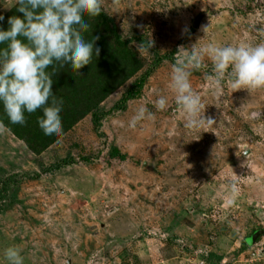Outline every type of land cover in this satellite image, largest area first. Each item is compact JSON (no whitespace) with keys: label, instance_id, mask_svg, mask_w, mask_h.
<instances>
[{"label":"rangeland","instance_id":"1","mask_svg":"<svg viewBox=\"0 0 264 264\" xmlns=\"http://www.w3.org/2000/svg\"><path fill=\"white\" fill-rule=\"evenodd\" d=\"M13 6L14 0H0V15ZM103 8L123 35L135 29L151 36L160 55L176 50L174 63L179 47L202 38L199 45L264 42V0H103ZM139 54L149 62L151 54ZM174 63L161 64L141 97L105 119L99 133L87 116L39 157L0 125V264H8L10 246L21 250L25 264H209V253L222 258L219 264H264L263 233L241 251L251 232L264 231V116L250 118L264 113V90L234 91L226 78L222 98L215 97L206 59L191 80L205 118L216 124L190 130L170 90ZM157 91L169 97L164 110L155 107ZM140 105L154 119L131 128ZM111 144L126 161L107 165ZM67 156L76 163L34 178ZM234 180L239 195L229 205L225 195Z\"/></svg>","mask_w":264,"mask_h":264},{"label":"clouds","instance_id":"2","mask_svg":"<svg viewBox=\"0 0 264 264\" xmlns=\"http://www.w3.org/2000/svg\"><path fill=\"white\" fill-rule=\"evenodd\" d=\"M14 5L19 6L17 10L24 18L12 16L8 19V30L0 27V45H4L0 47V104L12 124L23 125L26 113L41 110L40 129L59 139L64 135L63 101L53 95V74L48 69L63 61L79 70L92 62L94 54L99 56L100 48L94 49V41L84 37L90 29L85 17L99 16L104 11L103 0H14ZM3 20L4 16L0 15V21ZM207 29L203 31L206 33ZM198 42L191 48L179 47L178 59L170 70V90L185 115V127L190 130L216 124L212 116L205 118L206 105L191 80L194 71L206 67V59L213 64V73L206 78L215 97L222 98L226 78L234 91L264 90V42L223 46ZM154 44L150 36L136 45V50L151 54ZM154 104L157 110L166 109L168 95L157 91ZM261 116L264 113H250L253 119ZM153 119L154 113L140 105L128 126L135 128L140 122ZM238 195L239 181H230L226 203L234 204ZM4 256L8 264H25L17 247L5 249Z\"/></svg>","mask_w":264,"mask_h":264},{"label":"trees","instance_id":"3","mask_svg":"<svg viewBox=\"0 0 264 264\" xmlns=\"http://www.w3.org/2000/svg\"><path fill=\"white\" fill-rule=\"evenodd\" d=\"M18 7L14 5L8 12L1 14L4 20L0 21V27L4 30L10 27L8 24L10 17L24 18L23 13L17 10ZM85 22L90 25V29L84 37L86 40L94 41V49L95 47L100 48L99 56L96 57L94 54L92 62L79 70H74L70 64L63 61L55 62L48 69L53 74V95L63 101L64 135L61 138L46 135L40 129L38 118L42 117L41 110L33 114L26 113V123L23 125L12 124L4 112L3 105L0 104V125L16 140L23 143L26 149L36 157L61 140L80 120L87 116L90 117L92 129L99 133L105 119L125 112L130 102L141 97L148 79L161 64L174 63L176 50L170 54L160 55L156 49L151 48L149 62L143 59L135 47L147 39L146 36L137 33L135 29L123 35L114 18L109 16L105 10L95 18L85 17ZM96 37L99 39H94ZM120 88L124 89L120 98L110 108H106L104 102ZM79 159L85 164L90 163V158L80 156ZM126 160L127 155L122 154L114 144H111L105 156L107 165L111 161L124 162ZM73 163H76L75 159L67 156L50 167H41V174L35 175L34 178L54 174ZM2 187L1 192L4 195L7 193L6 186ZM259 233L264 234V231L251 232L242 241L241 251H246L250 246L248 240L258 237ZM204 260L209 264H219L222 258L209 253Z\"/></svg>","mask_w":264,"mask_h":264},{"label":"water","instance_id":"4","mask_svg":"<svg viewBox=\"0 0 264 264\" xmlns=\"http://www.w3.org/2000/svg\"><path fill=\"white\" fill-rule=\"evenodd\" d=\"M204 17V15H200L198 18H196L195 20H194V22H193V24H192V27L194 28V29H197L198 28V26H199V23H200V21H201V19Z\"/></svg>","mask_w":264,"mask_h":264}]
</instances>
